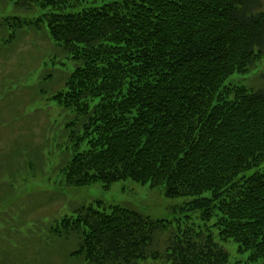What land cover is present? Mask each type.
Listing matches in <instances>:
<instances>
[{"label": "trees", "instance_id": "obj_1", "mask_svg": "<svg viewBox=\"0 0 264 264\" xmlns=\"http://www.w3.org/2000/svg\"><path fill=\"white\" fill-rule=\"evenodd\" d=\"M87 1L21 0L43 19L0 18L11 42L44 27L75 65L52 95L71 117L65 185L132 180L193 198L178 211L196 222L97 201L49 237L75 238L76 264H228L229 241L246 264H264V87L230 80L264 57V0H110L71 11Z\"/></svg>", "mask_w": 264, "mask_h": 264}, {"label": "rangeland", "instance_id": "obj_2", "mask_svg": "<svg viewBox=\"0 0 264 264\" xmlns=\"http://www.w3.org/2000/svg\"><path fill=\"white\" fill-rule=\"evenodd\" d=\"M20 1L0 0V18L43 19L45 10L32 7L27 12L16 5ZM109 1L89 0L71 11L101 6ZM262 6L264 10V2ZM2 28L0 264H76L68 258L75 238L70 239L71 243L56 237L51 239L49 230L63 217L73 216L74 209L82 204L101 201L106 207L127 206L153 219L171 220L174 224L178 219L185 220V215H192L196 222V214L178 211L193 198L167 199L159 190L132 180L116 182L108 189L101 184L66 186L61 168L64 158L72 154V145L64 132L71 117H67L52 95L61 89L75 65L54 47L44 27L40 30L26 28L13 42V29L1 31ZM6 39L8 42L4 41ZM230 80L253 91L260 90L264 87V57L249 73ZM3 198H8V202ZM212 232L217 234L215 229ZM157 240L162 242L164 237ZM221 245L230 253L228 264H246L248 255L241 256L236 243L229 241ZM140 264L169 263L147 260Z\"/></svg>", "mask_w": 264, "mask_h": 264}]
</instances>
